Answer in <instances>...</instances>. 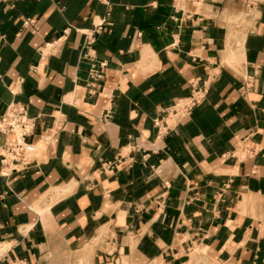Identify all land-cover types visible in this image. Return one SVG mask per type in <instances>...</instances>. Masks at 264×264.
Returning <instances> with one entry per match:
<instances>
[{"label":"crops","instance_id":"crops-1","mask_svg":"<svg viewBox=\"0 0 264 264\" xmlns=\"http://www.w3.org/2000/svg\"><path fill=\"white\" fill-rule=\"evenodd\" d=\"M12 104L0 264H264V0H0Z\"/></svg>","mask_w":264,"mask_h":264},{"label":"built area","instance_id":"built-area-1","mask_svg":"<svg viewBox=\"0 0 264 264\" xmlns=\"http://www.w3.org/2000/svg\"><path fill=\"white\" fill-rule=\"evenodd\" d=\"M202 99V90L193 91L191 96L176 103L171 112L172 116L178 121H183L192 115L194 108ZM35 128L36 121L29 116L27 107L19 104L9 106L0 123V131L12 135V139L7 140L4 146L3 163H14L16 166L26 168L34 162L37 146L28 139L34 135ZM50 140L49 136L43 137L45 143Z\"/></svg>","mask_w":264,"mask_h":264}]
</instances>
